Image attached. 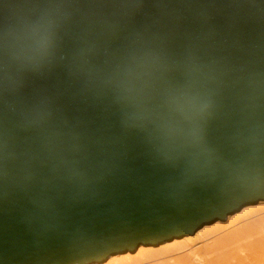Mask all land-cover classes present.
<instances>
[{
    "label": "water",
    "instance_id": "1",
    "mask_svg": "<svg viewBox=\"0 0 264 264\" xmlns=\"http://www.w3.org/2000/svg\"><path fill=\"white\" fill-rule=\"evenodd\" d=\"M264 200V0H0V261L94 264Z\"/></svg>",
    "mask_w": 264,
    "mask_h": 264
},
{
    "label": "bare ground",
    "instance_id": "2",
    "mask_svg": "<svg viewBox=\"0 0 264 264\" xmlns=\"http://www.w3.org/2000/svg\"><path fill=\"white\" fill-rule=\"evenodd\" d=\"M94 264H264V200L203 225L193 235L142 245Z\"/></svg>",
    "mask_w": 264,
    "mask_h": 264
},
{
    "label": "snow or ice",
    "instance_id": "3",
    "mask_svg": "<svg viewBox=\"0 0 264 264\" xmlns=\"http://www.w3.org/2000/svg\"><path fill=\"white\" fill-rule=\"evenodd\" d=\"M0 264H2V261H0Z\"/></svg>",
    "mask_w": 264,
    "mask_h": 264
}]
</instances>
